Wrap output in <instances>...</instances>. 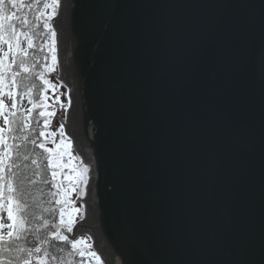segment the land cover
Masks as SVG:
<instances>
[{
    "label": "water",
    "instance_id": "95a60500",
    "mask_svg": "<svg viewBox=\"0 0 264 264\" xmlns=\"http://www.w3.org/2000/svg\"><path fill=\"white\" fill-rule=\"evenodd\" d=\"M67 135L105 264H264V0H62Z\"/></svg>",
    "mask_w": 264,
    "mask_h": 264
},
{
    "label": "snow or ice",
    "instance_id": "6c2138e0",
    "mask_svg": "<svg viewBox=\"0 0 264 264\" xmlns=\"http://www.w3.org/2000/svg\"><path fill=\"white\" fill-rule=\"evenodd\" d=\"M61 3L62 0H33L31 3L0 0V118L3 121L0 126V264H74L75 257L82 260L87 257L89 264L91 259L97 264L101 261L93 243L89 242L93 240L91 235L82 238L74 235L76 223L86 219V205L80 200H69L72 191H76L81 199L87 194L90 166L82 160L78 166L71 163L80 157L71 155L73 142L66 135L63 124L59 129L62 139L55 150L46 147L45 141L41 140L45 136H55L54 132L48 131L52 122L49 117L55 113L46 111L49 105L45 102L48 100L45 93L50 87L55 88L50 84V77L59 66L58 33L52 21L58 16ZM33 80L41 82L43 91L31 82ZM5 95L11 101L7 111ZM19 96H27L32 107L19 110ZM59 99L57 95L56 100ZM68 104L70 107V96ZM37 109H40L38 117L43 118V127L38 135H34L33 123H40L34 115ZM64 111L67 113L68 107H64ZM28 144L33 150L28 149ZM34 149L49 154V169L68 167L75 175L60 180V173L52 170L50 180L42 179L36 159L40 153ZM64 156L68 157V164L60 163L58 157ZM32 165L36 167L30 171ZM38 180L55 189L49 193L51 206L42 207L40 212L34 211V200H30V190ZM65 180L69 182L67 187ZM29 236L33 239L29 240ZM53 241L64 247H57ZM229 264L250 262L239 257Z\"/></svg>",
    "mask_w": 264,
    "mask_h": 264
},
{
    "label": "rangeland",
    "instance_id": "374dc122",
    "mask_svg": "<svg viewBox=\"0 0 264 264\" xmlns=\"http://www.w3.org/2000/svg\"><path fill=\"white\" fill-rule=\"evenodd\" d=\"M4 48H5V50H7L6 49V45L4 46ZM58 60H59V66L57 67L55 73H52L51 77H50V84L51 85H55V88L52 89L50 87L49 91L45 93V95L48 96V100L45 101V102L48 103V105H49V108L46 111H52V112L55 113V115L53 117H49V119L52 122H51V124L49 126V129H48V131L54 132L55 136H51V137L45 136V139H46V142H47L46 143L47 144L46 147L52 148L54 150L56 149V145H58L60 140L62 139V137L59 134V129H60V126L62 124L64 125V130H65L66 135L68 134L67 130H66V128H67L66 125L68 124L67 113H65V111H64V107H68V97H67V89L64 86V83L62 81L59 55H58ZM7 91H8V89L6 87L5 88V93H7ZM57 95L60 98L59 101L56 100V96ZM3 99L5 100V103H6L5 111H7L8 110L7 105H10L11 101L9 100L7 95H5L3 97ZM61 104H63L64 107H61ZM30 107H32V105H30L28 103V97L27 96H22L19 99V102H18L19 110L24 111V110H26V109H28ZM0 126H3L2 118H0ZM72 142H73V140H72ZM70 153H71L72 156L80 157L79 160H72L71 161L73 166H78L80 164L81 160L83 161V159H82L81 153L79 152V150L75 146L74 142L72 143V149L70 150ZM58 159H60V163H63V164H68L69 163V160H68L67 156H64L63 158H59L58 157ZM52 170H55V171L60 173V176H59L60 180H63V178L65 176L75 175V173L72 171V169L68 168V167H65L63 169L57 168V169H52ZM64 184L67 187L69 185V182L65 180ZM69 200L73 201V202H75L77 200H80V202H82L84 204L86 202L85 196L81 199L76 191H72V192L69 193ZM75 206L79 207V203H76ZM4 216L6 218V212L4 213ZM65 218L67 219V217H65ZM79 223H81V221H78L76 223V225H78ZM4 231L6 232L7 230L5 229ZM75 236L77 238H82V237H87L89 235L85 231H78V233ZM89 242L91 243L92 241H89Z\"/></svg>",
    "mask_w": 264,
    "mask_h": 264
},
{
    "label": "trees",
    "instance_id": "16d2710c",
    "mask_svg": "<svg viewBox=\"0 0 264 264\" xmlns=\"http://www.w3.org/2000/svg\"><path fill=\"white\" fill-rule=\"evenodd\" d=\"M33 2V0H25V3H31ZM25 11H28L27 9H24ZM17 26H19V21H16ZM42 29V26H41ZM37 44L39 43V41L36 42ZM26 46V45H25ZM43 62V61H42ZM32 83H36L38 85V87L40 88L41 91H43V86L41 85V82L39 80H33L31 81ZM34 94H35V90H34ZM22 96H19L17 98V102L19 101V99ZM40 109H37V112L34 113V115H37L38 117V111ZM40 123L36 124L35 122L33 123V127L35 128V133L34 135H38L39 131L41 130V128L43 127V118H39ZM41 140L45 141V146H47V142L45 137L41 138ZM29 150H33V146L31 144L27 145ZM34 152H38L40 153V155L38 157H36L38 164L40 165L39 170L42 173V179H51V171L52 169H49L48 167V153H44L43 150L41 149H34ZM30 163V162H29ZM36 166L32 165L30 166V171L32 169H35ZM31 196H30V200H34L33 203V209L36 212H40L42 211V207H48L51 206L49 204V202L51 201L52 197L49 195L50 192L55 191V189L51 188V184H44L41 182V180L37 181V184L35 186H33L31 188ZM49 219H51V215L48 216ZM57 219H58V214H57ZM33 238L31 236H29V240H32ZM54 244H56L57 247H64V245L59 244L58 242L53 241ZM74 264H89V258L85 257L83 258V260L79 257H75L74 258ZM90 264H97V262L94 259H91ZM100 264H102L100 262Z\"/></svg>",
    "mask_w": 264,
    "mask_h": 264
},
{
    "label": "bare ground",
    "instance_id": "6f19581e",
    "mask_svg": "<svg viewBox=\"0 0 264 264\" xmlns=\"http://www.w3.org/2000/svg\"><path fill=\"white\" fill-rule=\"evenodd\" d=\"M81 156L83 158V161L86 162L90 166V175L92 178L94 175V169H93V166L91 165L92 164V158L87 151H82ZM90 183H91V179H90V182H89V185L87 188V194L85 195V198L88 202H89V198H90L89 197ZM116 264H118V263L116 262Z\"/></svg>",
    "mask_w": 264,
    "mask_h": 264
}]
</instances>
